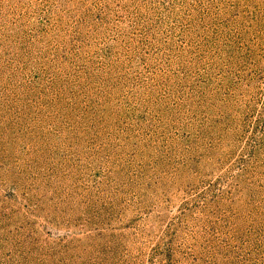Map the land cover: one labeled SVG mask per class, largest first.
<instances>
[{
    "label": "rangeland",
    "instance_id": "374dc122",
    "mask_svg": "<svg viewBox=\"0 0 264 264\" xmlns=\"http://www.w3.org/2000/svg\"><path fill=\"white\" fill-rule=\"evenodd\" d=\"M0 264H264V0H0Z\"/></svg>",
    "mask_w": 264,
    "mask_h": 264
}]
</instances>
